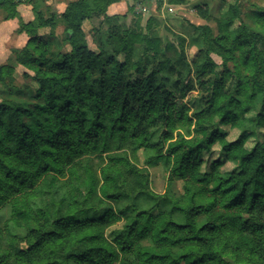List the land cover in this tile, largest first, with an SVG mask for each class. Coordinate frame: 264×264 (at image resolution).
<instances>
[{
  "label": "trees",
  "instance_id": "trees-1",
  "mask_svg": "<svg viewBox=\"0 0 264 264\" xmlns=\"http://www.w3.org/2000/svg\"><path fill=\"white\" fill-rule=\"evenodd\" d=\"M118 1H68L60 37L47 0L27 1L35 20L20 32L29 40L12 50L15 64H0V210L10 209L0 264H264V140L245 147L264 131V8L248 23L237 0L201 26L196 57L182 51L177 61L152 32L155 18L132 29L127 15L108 14ZM5 3L15 16L18 1ZM17 66L39 86L28 101L7 98L22 92ZM196 89L192 118L183 99ZM216 143L236 171L219 161L200 170ZM139 150L147 166L170 171V189L183 183L180 195L151 189L132 158Z\"/></svg>",
  "mask_w": 264,
  "mask_h": 264
},
{
  "label": "rangeland",
  "instance_id": "rangeland-1",
  "mask_svg": "<svg viewBox=\"0 0 264 264\" xmlns=\"http://www.w3.org/2000/svg\"><path fill=\"white\" fill-rule=\"evenodd\" d=\"M70 1V0H67ZM53 2V1H52ZM135 3V2H134ZM49 9L57 15V36H62L64 33V25L60 21L61 13L57 9V5L49 4ZM237 4V0H142L136 2V8L134 12L127 13V18L122 21L123 27L135 28L139 25L143 29L146 28L148 21L151 18H155L160 24H156L152 30L158 37H167L171 42V48L167 53L168 57H172L179 61L180 54L183 51L189 61H192L198 54V51L204 47L202 40V33L200 31L201 26L212 25L214 21L223 16L231 6ZM201 6H206L207 12L205 16L200 13L198 9ZM256 8H264V0H241V9L243 14V20L248 23L253 21V12ZM63 10V9H62ZM46 12V11H45ZM49 13V12H46ZM103 18H95L93 21L85 23V29L89 31L93 26H99ZM240 26V22H236L233 25V29H237ZM89 44L92 49L98 50L97 44L92 38H89ZM137 57V55H135ZM214 59L221 63V59L217 56H213ZM122 60L124 56L120 57ZM15 64L14 58L6 61V63ZM24 72H29L22 66H17L15 71V83L22 89L19 94H14L7 97L8 99H16L22 101H28L31 99L30 88L37 89L38 84L24 77ZM0 88L5 90V87L0 84ZM6 93L0 92V99L5 97ZM197 89L191 91L183 99L184 103L188 106V114L194 118V112L201 108V104L197 103L193 105L190 100L193 96H197ZM193 128V127H192ZM220 131L225 134V138L229 142H233L238 139L240 131L230 125H220ZM185 131V130H184ZM264 140V131H260L256 137L250 138L246 143V149L251 150L259 142ZM132 155V152H129ZM133 160L139 167L147 168L150 172V187L158 194H165L169 190L175 195H180L183 190V183L175 181L170 189V171L164 166H147V159L143 150H139L136 153V158L132 156ZM199 159L201 160L200 170L204 173L210 172L211 167L215 161L221 163V172H233L237 168L232 161H228L223 152L222 146L219 143L214 144L209 150L202 152ZM96 164L100 162L99 158H94ZM10 216V209L4 207L0 210V226ZM122 227V224L113 226L107 230L106 236L112 240L113 232Z\"/></svg>",
  "mask_w": 264,
  "mask_h": 264
},
{
  "label": "crops",
  "instance_id": "crops-1",
  "mask_svg": "<svg viewBox=\"0 0 264 264\" xmlns=\"http://www.w3.org/2000/svg\"><path fill=\"white\" fill-rule=\"evenodd\" d=\"M17 14L12 16V9L0 0V64L6 63L12 56V50L23 48L29 37L26 33L20 32L23 23L35 20V13L28 0H17ZM53 1V2H52ZM49 4L57 5V9L62 13L67 6V0H47ZM134 4V0H120L113 3L108 8L109 15H127L129 6ZM63 9V10H62Z\"/></svg>",
  "mask_w": 264,
  "mask_h": 264
}]
</instances>
